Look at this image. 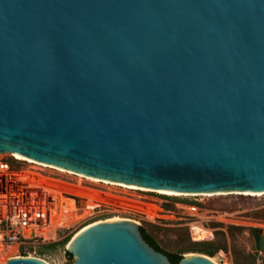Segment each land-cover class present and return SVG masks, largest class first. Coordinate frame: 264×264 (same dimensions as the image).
<instances>
[{"label": "water", "instance_id": "obj_1", "mask_svg": "<svg viewBox=\"0 0 264 264\" xmlns=\"http://www.w3.org/2000/svg\"><path fill=\"white\" fill-rule=\"evenodd\" d=\"M0 154L153 192L264 194V0H0ZM67 251L173 264L130 219Z\"/></svg>", "mask_w": 264, "mask_h": 264}, {"label": "rangeland", "instance_id": "obj_2", "mask_svg": "<svg viewBox=\"0 0 264 264\" xmlns=\"http://www.w3.org/2000/svg\"><path fill=\"white\" fill-rule=\"evenodd\" d=\"M0 156V167L8 164L7 172L10 174L30 169L46 177L75 185L82 184L80 180L83 177L85 188L113 192L112 194L115 193L114 195L119 197L154 203L163 211L161 217L150 221L147 216L138 212L121 211L112 206H98L96 201L91 199L66 194L63 201L73 200V205L66 204L65 207L70 210V213L83 218L77 220L73 226L59 228L55 238L46 239L35 234L27 235L21 242L23 243L19 251L21 255L40 258L48 264H74V259L66 253L68 243L64 244L65 239L72 240L82 229L99 221L130 219L138 222L168 253L182 256L197 253L209 256L200 253L197 249L206 247L215 253L213 257H209L218 264H264V256L257 249L254 239V233L264 234L263 194L261 196L240 193L176 196L150 190H128L120 186L106 185L101 180H99L101 182H93L89 180V177L69 173L66 170V172H60L54 169L55 167H43L24 160L20 161L13 154ZM4 176L6 175L0 171V194L6 193L5 189L8 190L7 185H4ZM84 201L87 203L84 204ZM33 203L35 206L42 207V202L38 199H34ZM194 205L199 210L193 217L189 207ZM59 210L58 208L57 212ZM196 223L203 224L205 229L212 230V237L203 241L194 240L192 228Z\"/></svg>", "mask_w": 264, "mask_h": 264}, {"label": "bare ground", "instance_id": "obj_3", "mask_svg": "<svg viewBox=\"0 0 264 264\" xmlns=\"http://www.w3.org/2000/svg\"><path fill=\"white\" fill-rule=\"evenodd\" d=\"M15 157H17L19 160H24L29 163L53 168L52 166L39 164L33 160L18 155H15ZM7 169L8 167L6 165H1L0 167V171L6 175L4 176V185L6 184L8 187V190L5 189L4 191L6 193L0 194V220L11 219L13 222H16L18 219L23 218L25 213L28 214L29 212L32 213L31 220L36 219L37 213H40V216L43 218L40 221L36 220L33 221V223H29V225L25 227V238L30 234H35V236H41L46 239L55 238L59 228H68L71 225L73 226L77 220L83 218V216L77 217L76 215L70 213V210L65 207L66 204L69 206L73 205V200H68L69 202L63 201V198L65 199L66 194L75 197L91 199L96 201L98 206H112L116 209H120L121 211L124 210L138 212L147 216L150 221H155L161 217V213L163 212L161 207L154 203L119 197L114 195L115 193L112 194L113 192L108 193L85 188L83 187V177L80 180L82 184L75 185L46 177L43 174L30 169L23 170L22 172L16 174L8 173ZM54 169H57L60 172H66L63 169ZM89 180L93 182H101L99 179L96 180L89 178ZM104 184L120 186L128 190L148 191L147 189L143 188L116 183L113 184L107 181H104ZM159 193L176 196L180 195L170 192ZM243 194L249 196L262 195L253 193ZM205 195L211 196L212 194ZM34 199H38L40 202H42V207L35 206V203H33ZM86 203L87 201H84V204ZM57 206L60 209L58 212ZM27 216H29V214ZM194 225L192 228L194 240L203 241L212 237V230L205 229L203 224L196 223ZM17 249L18 244L12 245L6 258L3 260L4 264H8V258L14 256L17 252Z\"/></svg>", "mask_w": 264, "mask_h": 264}, {"label": "built area", "instance_id": "obj_4", "mask_svg": "<svg viewBox=\"0 0 264 264\" xmlns=\"http://www.w3.org/2000/svg\"><path fill=\"white\" fill-rule=\"evenodd\" d=\"M6 166L9 169V165L6 164ZM189 208L191 209L193 217L198 214L199 209L197 206L194 205V206H190ZM28 214L29 216H27ZM28 214L25 213L24 217L18 219L16 222H13L11 219L0 220V264H4L3 260L4 258H6L7 254L9 253L10 248L14 244H18V249H17V253L12 257L27 256V255H21V253L19 252L21 248V244H23L21 242L25 238L24 237L25 227H27L29 223H33V221H36V220L40 221L41 219H43L40 216V213H37V217L35 220H31L32 213L29 212ZM203 227L205 226L203 225ZM261 253L264 256V252L261 251ZM12 257H9V258H12Z\"/></svg>", "mask_w": 264, "mask_h": 264}, {"label": "trees", "instance_id": "obj_5", "mask_svg": "<svg viewBox=\"0 0 264 264\" xmlns=\"http://www.w3.org/2000/svg\"><path fill=\"white\" fill-rule=\"evenodd\" d=\"M141 231H142V233H143V235H144V238L155 248V249H157V250H159V251H162V252H164L165 254H167L168 256H169V258H170V260H171V262L173 263V264H178L179 263V261L183 258V256L182 255H179V254H171V253H168V252H166L165 250H163L159 245H158V243L146 232V230L143 228V227H141ZM70 238H67V239H65V241H64V244H67V243H69L70 242ZM52 246H54V245H52ZM51 247V246H50ZM198 249V251H200V253H204V254H207V255H209V256H211V257H213L214 256V252L213 251H211L210 249H208V248H206V247H199V248H197ZM66 253L70 256V257H72L73 258V256L68 252V251H66Z\"/></svg>", "mask_w": 264, "mask_h": 264}]
</instances>
